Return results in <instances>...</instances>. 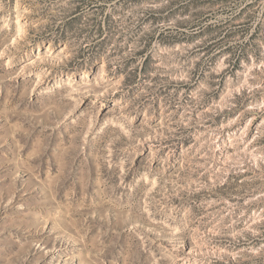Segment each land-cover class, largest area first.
<instances>
[{"label": "rangeland", "instance_id": "obj_1", "mask_svg": "<svg viewBox=\"0 0 264 264\" xmlns=\"http://www.w3.org/2000/svg\"><path fill=\"white\" fill-rule=\"evenodd\" d=\"M113 2L116 8H123L125 12L129 10V5L135 4L131 0H77L75 11L54 22L48 8L36 7L44 4L45 0H0V264H8V258L19 248L12 237L20 239L21 243L24 239L29 243H43L55 239L61 230L65 235L56 243L61 250L62 264L63 261L82 264V260H87L90 255L83 243L78 242L83 235L82 225L88 229V236L84 238L88 239L89 247L99 237L112 246V256L120 257L118 264H122L128 249L137 245L145 250L141 257L144 264H148V259L156 254L151 249H175L180 252L181 258L176 259L175 264H264V198L252 199V196H259L258 192H252L250 196L239 195L244 190L256 188L260 181L247 180L251 172H235L230 168L234 163L230 154L235 150L231 134L245 143L251 141L249 147L264 144V108L260 107L264 105V96L261 95L264 68L260 66L264 57L253 56L243 63L236 60L229 77L221 82L223 90L214 98L218 105L216 112H209L205 106L204 118L201 119V112L190 110L186 103V99L191 98L181 97L184 89L173 91L171 86L162 83L166 76L152 75L155 68L141 58L142 52L134 47L136 42L128 39L130 32L116 34L118 24L115 17L119 12L112 10ZM227 3L228 0H179L173 6L176 14L187 15L195 9L193 15L198 24H193L196 30L191 35L209 41L202 51L210 59H215L212 54L217 47L222 48L232 35L225 26L228 23ZM82 8H95L100 19L96 21V16H93L90 19L96 22L82 27L85 25L80 12ZM209 12L214 15H208ZM85 32L90 36L97 33L100 36L105 33L115 35L117 43L105 40V49L110 44L118 48V51L109 53L112 64L96 63L92 45L87 50L77 49L75 55L69 51V40L78 42ZM129 48L132 51L124 56ZM155 55L159 59L153 63L159 65L170 53L167 47L161 45ZM86 60L89 62L87 67ZM173 71L177 75L183 74L179 65ZM124 72H130L131 77L125 76V81L117 84ZM69 76L72 78L69 79ZM85 76L97 86L100 82L111 83V95L107 99H97L94 94H90L91 99L89 95L81 97L82 89L78 86L84 82L82 77ZM58 79L65 81L61 85L65 90L64 98L76 107L77 112L87 110L89 119L92 100H97L96 112L99 115L109 106L119 110L120 103L134 99L137 92L133 89L141 82L159 85L150 100L137 109L140 120L136 126L146 127L153 135L160 131L167 136V128L162 127L165 117L170 121L185 119L183 132L177 130L176 136L163 141L165 145L172 144L177 161L176 170L168 174L176 176L185 167L197 169L202 164L209 169L204 172L203 168H199L203 172L200 181L214 185L211 200L216 203L206 205L207 212L211 214L206 217L211 219L207 231L198 229L196 233L171 243L157 241V233L165 234L160 233V229L177 237L181 234L176 232V224L169 223L159 214L151 215L152 208L146 198L142 201L147 209L143 213L146 218L144 228L138 232L130 231L132 224L126 221L129 213L113 199L107 175L115 167L119 183L122 169L112 164L108 151L93 153L89 161L85 155L87 146L79 148L75 132H67L64 125L39 127L43 121L38 114L44 110L40 102L48 95L41 90L45 86L52 87ZM125 82H129V87L121 100L120 88ZM233 87L238 90L231 96L227 95ZM167 94L179 99L183 106L173 103L162 110L161 98ZM148 103L152 104V110L145 111ZM186 109L189 110L186 112ZM146 117L150 119L145 124ZM193 119H200V123L188 127ZM222 125L227 127L224 134L219 135L214 130ZM115 126V122L109 125ZM169 126L175 127V124ZM217 135L219 138H216ZM213 140L215 143H212ZM163 151L168 154L167 147ZM139 158V155L135 157L136 160ZM206 159L210 160V164H205ZM213 170H216L215 177L211 175ZM196 175L193 172V179ZM219 177L223 178L222 182L215 183ZM141 191L145 197L151 195L149 190ZM207 191L206 188L200 189V192ZM115 195L119 196L122 204L128 203L119 192ZM178 203L179 198H174L172 207L176 208ZM54 205L59 211L54 210ZM50 215L57 217L55 223L47 219ZM172 215H176L175 211ZM183 215L181 213V217ZM225 224L230 227H225ZM148 227L155 231H148L147 238L143 239ZM101 230L106 235L100 236ZM48 246L51 247V243ZM104 256L102 252L101 257ZM110 259H105L104 264H108ZM169 264H173L172 260Z\"/></svg>", "mask_w": 264, "mask_h": 264}, {"label": "clouds", "instance_id": "obj_2", "mask_svg": "<svg viewBox=\"0 0 264 264\" xmlns=\"http://www.w3.org/2000/svg\"><path fill=\"white\" fill-rule=\"evenodd\" d=\"M76 3L77 0H45L44 4L36 5V7L48 8L50 18L54 22H59L63 16L75 11ZM173 3L174 0H136L135 4L129 5V10L125 12L123 8H116L113 2L112 10L119 12V15L115 17L118 24L116 34L130 32L128 39L136 42L134 47L142 52L141 58L147 65L155 68L152 75L162 74L166 76L167 79L162 83L171 86L173 91L184 89L180 93L181 97H190L191 99H186L190 110L200 111L201 119H203L205 106H207L209 112H216L218 105L215 103L214 98L223 90L221 82L229 77L232 72L231 66L235 64V61L240 60L243 63L245 59H251L253 56L264 57V0H228V23L225 26L232 35L229 40L224 42L222 48L217 47L216 52L212 54L215 59H210L202 51L209 41H202L191 35L196 30L193 28V24H198L196 16L193 15L195 9L188 12L187 15L183 13L176 14L173 11ZM80 12L85 20V25L82 27H88L91 23H95L100 19L95 8H82ZM208 15H214V13L209 12ZM93 16H96V21L90 19ZM129 17H131V20H129ZM161 33L164 35L161 36ZM154 37L156 38L154 39ZM106 38L111 40L113 44L117 43L115 35L105 33L104 36H100L97 33L90 36L85 32L78 42L74 39L69 40V51L75 55L77 49L84 48L87 50L88 46L92 45V55L96 63L103 61L112 64L109 53L118 51V48L110 44L105 49ZM189 40L193 42L188 43ZM161 45L167 47L170 55L164 57L161 63L156 65L153 61L159 59L155 54ZM131 51L132 48H129L124 56H128ZM149 57H152V59H149ZM87 63L89 62L86 60L85 67H87ZM177 65L180 66L182 75L174 73L173 69ZM260 66L264 68V63ZM125 76L131 77V73L124 72L123 75H120L117 84L125 81ZM68 78L71 79L72 77L69 76ZM82 80L84 82L78 86L82 89L80 92L81 97L94 94L97 99H107L111 95L110 89L113 87L111 83L106 85L100 82L97 86V84L89 82L87 76L82 77ZM173 81L176 83L173 84ZM64 83V80L58 79L52 87L45 86L41 90L46 91L48 95L40 102L44 110L38 114V118L43 121V124H40L39 127L44 129L64 125L67 132H75L79 148L83 149L87 146L85 155L89 161H91L93 153L105 149L108 151L112 164L122 169L119 173V183L116 181L115 167L107 175L111 181L113 199L121 206L122 210L129 213L130 219L126 217V221L132 224L130 231L138 232L141 228H144L143 222L146 218L143 213L147 209L142 201L145 198L152 208L151 215L159 214L169 223L176 224V232L181 234L180 237H177L174 234H167L165 229H160V233L165 234L160 235L157 233V241L167 240L171 243L182 239L188 234L196 233L198 229L207 231L211 219H206V217L211 214L207 212L206 205L211 206L216 203V201L211 200V196L214 194L212 192L214 185L200 181L203 172H200L199 168H203L204 172L209 169L202 164L197 169L185 167L176 176L168 174L176 170L177 161L172 152V144L165 145L163 141L176 136L177 130L183 132L182 125L185 124V119L170 121L165 117V123L162 127L167 128V136H164L160 131H156V134L153 135L152 131L146 127L136 126V122L140 120L137 109L144 105L145 101L150 100L159 85L141 82L138 87L133 89L137 92L134 99L120 103L119 110L109 106L99 115L96 112L97 100H92L90 106L91 118L89 119L87 110L81 109L77 112L76 107L70 105L68 100L64 98L65 90L61 87ZM128 87L129 82H125L124 86L120 88L121 100L127 94ZM237 90L236 87H233L227 95L231 96ZM261 95L264 96V89H261ZM161 99L162 110L173 103L177 106H183L180 105V100L171 94H167ZM260 107L264 108V105H260ZM148 110H152L151 103L146 106L145 111ZM188 110L186 109V112ZM168 115L170 116L171 112ZM147 119H150V117H146L145 124ZM33 122L35 123V120ZM113 122L116 126L109 127ZM198 123H200V119H193L188 127H195ZM229 123H234V121H229ZM170 124H175V127H170ZM226 127V125H222L214 131L219 135H223ZM219 135L216 138H219ZM231 135L233 136V147L235 149L230 154L234 161L230 165L231 170L251 172V176L246 179L260 181L256 188L251 189V191L244 190L239 195L250 196L252 192H258L259 196H252V199L264 198V144L249 147L251 141L245 143L235 134ZM253 139L256 138L253 137ZM212 143H215V140ZM165 147L168 148L167 155L163 151ZM141 153H144V155H140ZM137 155L140 156L139 160L135 159ZM185 164L187 166V161H185ZM205 164H210V160L206 159ZM221 171H223V165ZM193 172L197 173L195 179L192 176ZM211 175L215 177L216 170H213ZM222 180L223 178L219 177L215 183H221ZM154 185L155 188L153 189ZM201 188L208 189L207 193L200 192ZM142 189L151 191V195L145 197L141 191ZM117 192L127 198V204L121 203L119 196L115 195ZM197 192L200 194L193 195ZM176 197L179 198V203L176 208H173L172 200ZM60 207L62 208V205ZM53 208L59 211L55 205ZM173 211L176 213L175 216L172 215ZM181 213L184 214L183 217H181ZM47 219L52 220L54 223L57 221L56 216L50 215ZM217 223H219L218 220ZM224 226L230 227L227 224ZM81 231L83 235L79 237L78 242H82L84 248L90 253L87 260H82V264H104L105 259L108 257H111L108 264H118L120 257L112 256V246L97 237L92 246L89 247L88 239L84 238L88 236L87 227L82 225ZM148 231L155 230L151 227L145 229L143 239L147 238ZM64 235V231L61 230L55 239L43 243H29L27 239H24V242L21 243L20 239L12 237L19 248L13 256L8 258V264H62L61 250L57 247L56 241ZM104 235H106L105 231L101 230L100 236ZM89 239L91 238L89 237ZM49 243H51V247L48 246ZM114 243L115 240L113 239ZM149 247L151 248V246ZM151 250L156 254L148 259V264H156L157 260H159V264H169V260H172L175 264V260L181 258V253L175 249ZM102 252L105 253L103 258L101 257ZM144 254L145 250L139 245L135 248L130 247L127 255H123L122 264H144V261L141 260ZM63 264H67V261H63Z\"/></svg>", "mask_w": 264, "mask_h": 264}, {"label": "trees", "instance_id": "obj_3", "mask_svg": "<svg viewBox=\"0 0 264 264\" xmlns=\"http://www.w3.org/2000/svg\"><path fill=\"white\" fill-rule=\"evenodd\" d=\"M132 2H136V0H131ZM179 2V0H174L173 6L176 5Z\"/></svg>", "mask_w": 264, "mask_h": 264}]
</instances>
